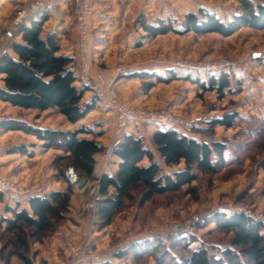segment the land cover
I'll list each match as a JSON object with an SVG mask.
<instances>
[{
	"label": "rangeland",
	"instance_id": "374dc122",
	"mask_svg": "<svg viewBox=\"0 0 264 264\" xmlns=\"http://www.w3.org/2000/svg\"><path fill=\"white\" fill-rule=\"evenodd\" d=\"M2 1L0 10L4 11L0 12V18H5L6 23L0 26V34L4 31L8 32L13 27L15 11L25 2L20 4L16 0ZM200 6L215 12L221 19H227L232 13L240 11L236 0H136L130 15L125 17V28L132 36L131 41L127 42L132 43L112 51L127 52L128 55L115 60L112 64V73L106 74L124 101L126 97L116 85L117 75L120 72L129 74L133 71L145 70L167 78L163 82L153 79L154 87L145 97L149 100L148 103L130 105L169 111L180 116L184 122L183 125L175 128L179 132L201 140L222 142L225 145V167L215 174L200 173L195 181L183 187L181 191L157 196L142 207L139 206V191L136 190L133 198L126 202L111 224L100 229L98 221L94 222L86 211L82 217L79 215L85 202L92 197L91 189L95 179L99 177L74 171V176L67 178L65 173L71 166L68 161H64L61 164L64 174L62 178L51 166V161L63 152L54 148H49L47 152L42 142L33 137L29 145L37 146L39 152L35 161L28 162L33 171H30L28 181L22 184L2 168L8 164L9 157H6L5 153L15 152L16 146L11 145L13 140L10 138H0V170L12 180L25 186H38L43 194L51 188L49 185L55 182L66 183V186L70 185L72 188L70 197V201L73 202L72 210L69 208L67 219L60 221L51 231L37 239L28 240L29 250L26 254L32 264H59L58 259L64 257L63 247H67V243L81 245L87 242L86 248L96 252L101 258V261L95 264H102L104 261L111 264H166L187 258L190 251L198 246L207 247L210 252L221 255L220 250L230 247L229 242L233 233L217 228L211 221L213 216L222 214L229 217L235 213H243L264 226V29L245 27L230 36L219 33L197 35L192 32L186 34L169 32L152 38L140 25L143 21L152 24L163 19L174 21V26H178L177 22L184 19L186 12H196ZM16 32L6 42L12 40ZM90 38L92 45L96 39L94 33ZM116 39L114 38L112 42L116 43ZM77 50L83 58L92 49L89 45L84 54H81L78 47ZM150 59H156L159 65L166 64V66L179 61L212 63L228 60L232 64L201 73L179 68L154 69L149 63ZM94 65V70L96 68L104 70L106 67L100 60ZM222 71L229 74L232 91H224L218 95L215 91H203L194 81L206 80L209 75H218ZM92 73L94 74V71ZM80 80L89 88L84 98L88 99L91 96L92 99L96 96L93 110L82 121L76 123L77 125L68 124L65 117L56 109L41 115L42 119L48 120L52 126L70 128V130L85 127L88 132L80 133L79 137L102 142L106 149L115 136V115L108 106L107 97L99 96L90 88L83 80L82 73ZM145 81L142 79L131 81L128 92L138 90L144 93ZM3 111V108H0V117ZM227 113L235 115L230 127L210 125L211 119ZM26 115L32 122L39 116L36 111H27ZM148 125L151 124L138 125V131L140 127L146 129ZM197 128H200L199 132L194 131ZM143 137L145 143L151 147L150 136L143 135ZM45 152L47 153L42 154ZM12 156L16 159L23 158L19 153ZM101 161L102 158L96 163L100 169ZM145 162L147 161H143L142 164ZM179 167L180 165L174 168ZM163 169L170 171L173 168L163 166ZM190 188L194 192H189ZM71 213L75 217H69ZM0 215L8 216L3 212L2 205H0ZM65 230H71L73 234L69 232L65 235ZM59 232L60 236L55 240V235ZM70 234L72 236L78 234V237L68 239ZM261 234L264 235V228ZM145 238L150 240L149 246L156 243V238L162 242L157 255L148 253L135 257L131 252L118 255L130 251L132 246L140 244ZM13 240L14 235L0 230V250L5 248L4 253L10 250L12 245L9 242ZM171 241H175V246L171 245ZM54 242H59L56 243L59 245H54ZM162 248L167 250V255H160L164 250ZM236 253L242 264H255L246 261L239 252ZM160 256V259L163 258L162 262L156 258ZM0 264H5L1 258ZM9 264L24 263L17 257H12Z\"/></svg>",
	"mask_w": 264,
	"mask_h": 264
},
{
	"label": "trees",
	"instance_id": "16d2710c",
	"mask_svg": "<svg viewBox=\"0 0 264 264\" xmlns=\"http://www.w3.org/2000/svg\"><path fill=\"white\" fill-rule=\"evenodd\" d=\"M240 11L234 12L227 19H221L213 11L200 6L196 12L189 11L184 19L177 22L164 21L149 24L140 22L148 36L155 38L169 32L197 35L219 33L230 36L241 28L264 29V0H236ZM48 14L41 11L33 17L29 24L18 28L16 35L19 40L10 43L11 54L5 52L0 57V101L24 109L44 111L56 108L70 123L82 120L93 108L96 96L85 101L84 95L89 88L74 72L73 58L60 54V44L54 33L45 34L43 26ZM129 78L146 80L144 91L154 86V80L163 82L167 78L155 72L133 71L127 74ZM173 79V78H171ZM203 91H215L221 95L224 91H232L230 76L222 71L218 75H209L206 80L195 79ZM235 118L234 114H224L209 121L211 126L222 125L230 127ZM0 128L23 130L42 141L46 149L61 150L51 161V166L63 178L61 164L68 161L74 171L92 175L97 163V156L104 153L105 147L93 139L79 137L86 133L85 127L74 130L39 128L17 120H1ZM194 131L199 132L200 128ZM151 147L145 143L143 136L132 133L124 134L118 143L115 154L118 165L113 173L104 172L99 176V192L110 196L103 199L96 207L95 216L100 229L108 226L115 215L119 213L126 202L133 198L134 192L139 191V206L151 201L157 196L179 192L185 186L195 181L200 173L215 174L225 167V145L222 142L201 140L194 136L179 132L173 127H158L149 137ZM22 152L26 150L20 146ZM162 160L163 165L173 168L164 171L163 165L155 159L153 150ZM147 164H142L143 160ZM179 168H174L179 166ZM194 192L193 189H188ZM72 188L70 185L63 191L53 190L43 195L27 197L28 208L21 205L20 200L14 204L5 203L3 211L8 216H0V230L14 235L11 249L4 253L0 250V258L5 264L12 257H17L24 264H32L26 254L29 250V239H37L51 231L60 221L67 219ZM5 195L0 192V202ZM212 222L222 231L233 233L230 247L220 250L216 255L207 247L198 246L191 250L185 259L166 264H242L236 252L255 264H264V235L263 224L246 214L235 213L229 217L222 214L213 216ZM184 240V239H183ZM150 240L143 239L140 244L131 247L128 252L139 257L144 254L157 255L162 242L155 239V244L149 246ZM160 241V242H158ZM175 241L171 245L175 246ZM164 249V248H162ZM164 249L160 255H167ZM164 255V256H165ZM158 261L163 258L156 257ZM102 264H111L104 261ZM165 264V263H164Z\"/></svg>",
	"mask_w": 264,
	"mask_h": 264
},
{
	"label": "crops",
	"instance_id": "0c3cea01",
	"mask_svg": "<svg viewBox=\"0 0 264 264\" xmlns=\"http://www.w3.org/2000/svg\"><path fill=\"white\" fill-rule=\"evenodd\" d=\"M16 1H18L21 4L25 0H16ZM93 1H94V13L91 18V32L93 31L92 33H94V36L96 37V39L94 40V43L91 45L92 38H90V49L92 50L89 52L87 56L83 58L81 55H79L78 50H77L76 29L74 25L73 16H72L73 0H52L48 6H46L45 8L41 10V11L47 12L48 14V19L44 23L43 31L45 34L54 33L59 40V44H60L59 53L73 58L72 65H73L75 74L79 78V81H77L78 84H81L80 73H81L82 62L89 63L91 67V72H93L95 71L94 64L96 63L97 60L98 61L100 60L105 63V66H106L104 68L105 72L112 73L113 71L112 64L115 62V60L123 56L126 57L128 55L127 52L120 53V52L114 51L115 52L114 53L112 51L116 49L117 47L128 46L129 43H132V42H127V41H131L132 36L131 34H128V30H126L125 28V17L127 15H130L129 13H131L132 7L135 4L136 0H93ZM2 2L3 1L1 0L0 5ZM2 11L4 10H0V12ZM40 12H38V14H36L34 17L37 18ZM4 20L5 18H0V26L3 25V23H6V21ZM99 37H102V38H99ZM114 38H117L116 43L112 42ZM12 40H19V36L16 35L14 38H12ZM12 40L9 41L7 51H6L10 54H11V50L9 46ZM96 47L99 50L96 49ZM135 79H138V78H129L127 77L126 72L123 71L117 75L116 85L118 86V89L120 90L121 94L126 97L125 101L127 103L133 104V105H141L144 103L146 104L149 102V100H146L145 97L147 96V94L150 92V90L154 86L151 87L148 91H144V93L143 92L140 93L138 90H134L135 92L133 91L130 93L128 92L129 85L131 81ZM1 84L2 83L0 81V85ZM89 97L88 99L84 98L86 99L85 101H89L91 99V96ZM0 108H3L4 110L1 113L2 117H0V121L1 120H17V121H21V122H24V123H27V124H30V125H33L39 128L70 130V128L52 126L51 124L48 123V120L43 121L42 119L43 117L41 115H44V113L52 109H56V108H50L44 111H39L36 109H24L18 106H12L11 104L7 102H3V101H0ZM27 111H36V113L39 116L35 117L32 122L26 115ZM67 123L70 125H77L76 123H70L68 121ZM68 127H71V126H68ZM157 128L158 127L156 126L148 125L146 129H143V128L141 129L140 127V130H139L140 132H139L137 126L135 128L129 127L125 131L124 134L132 133L135 136L147 135L149 137L150 134ZM0 132H2L0 133V138H6V139L10 138L11 140H13L11 145L16 146L15 152L5 153V156L9 157L7 158L8 164L2 166V168L5 171H7L9 176H11L13 179L22 182V184H25L28 181V175L30 174V171H33V168L30 166V164H28V162L35 161L36 156L38 155V152H39V149L37 148V146L34 147V145L33 146L29 145L33 141L31 138L35 136L28 134L24 132L23 130L0 128ZM184 134L188 135L187 133H184ZM24 138H27L28 140H25ZM39 142H42V141L39 140ZM98 143L103 146L105 145L102 142H98ZM23 144H25V146ZM20 146H22L26 150V153L22 152L21 149H19ZM45 150L47 151L48 149H45ZM47 152L42 153V154H46ZM17 153L22 154L23 158H19V159L12 158L13 157L12 155L17 154ZM153 153H154L156 161L160 163L161 165H163V162L159 158L158 154L154 150H153ZM101 158L100 156H97V160ZM143 161H147V160L145 159ZM147 163L148 161L145 162V164ZM110 165L111 166H108V169L106 170L107 173H113L116 170L117 165H118V159L116 158L114 163H111ZM102 173L104 172H102V170L96 165L95 170L92 175H96L97 177H99ZM53 184H58V183L55 182ZM52 185H49L51 186V188H48L46 190L47 192L53 191V190L63 191L67 188L66 183L64 184L59 183L57 186L53 185V187ZM7 198L9 199L7 200ZM16 200H20L21 205L28 208L27 197L5 196L4 201L0 202V205H2V210L4 208L5 203H9L12 205L15 203ZM72 203L73 202L71 200L70 206H69L71 210H72ZM73 216L74 214L72 213L69 214V217H73ZM69 232H71V230H65L64 234L68 235ZM59 234L60 232L57 233V235H55V238H56L55 240H58L60 236ZM72 234L69 235L70 237L68 239H71V237H78V234L74 236H72ZM56 243H59V242H54L53 244L59 245ZM57 247L55 246V248ZM63 255L64 257H60V259H58L59 264H63L66 260L65 257H67L68 255V250L66 246L63 247Z\"/></svg>",
	"mask_w": 264,
	"mask_h": 264
},
{
	"label": "built area",
	"instance_id": "2783aa9c",
	"mask_svg": "<svg viewBox=\"0 0 264 264\" xmlns=\"http://www.w3.org/2000/svg\"><path fill=\"white\" fill-rule=\"evenodd\" d=\"M52 0H25L15 11L13 20V27L8 32L0 34V57L7 51L9 42H6L9 37L15 33L22 25L28 22L40 12L43 8L48 6ZM94 13L93 0H73L72 16L76 29V43L81 54H84L90 45L91 35V18ZM150 65L154 69L169 70L179 68L189 72H206L214 71L219 68L228 67L232 62L228 60H220L219 62H191L182 61L166 66V64L159 65L158 60L150 59ZM81 73L85 83L92 88L99 96L107 97L108 106L115 115V137L110 145L105 149L100 162L102 172H106L108 166L115 161V149L129 127L135 128L140 124H151L156 127H179L184 124L180 116L175 115L166 110H156L145 108L142 106H133L127 104L121 99L116 88L112 85L105 70L96 68L94 74L91 72L89 63L82 62ZM0 192L5 195L29 197L33 195H43L41 188L38 186H25L4 174L0 170ZM112 191L107 195L99 192V179H95L94 186L91 189L92 197L85 202L84 208L79 213L82 217L84 211L91 215V219L97 222L95 218V210L97 205L110 196ZM86 235V232L84 233ZM87 243L81 245H74L67 243L68 255L64 264H95L101 261L100 256L96 252L89 251L86 247Z\"/></svg>",
	"mask_w": 264,
	"mask_h": 264
},
{
	"label": "water",
	"instance_id": "95a60500",
	"mask_svg": "<svg viewBox=\"0 0 264 264\" xmlns=\"http://www.w3.org/2000/svg\"><path fill=\"white\" fill-rule=\"evenodd\" d=\"M65 175H66L67 178H70V177L74 176V169L72 167H70L68 169V171L65 173Z\"/></svg>",
	"mask_w": 264,
	"mask_h": 264
}]
</instances>
